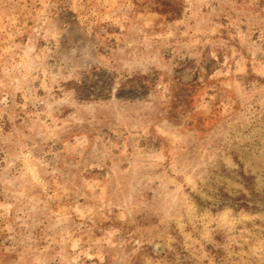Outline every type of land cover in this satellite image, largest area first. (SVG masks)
I'll use <instances>...</instances> for the list:
<instances>
[{"label":"rangeland","instance_id":"rangeland-1","mask_svg":"<svg viewBox=\"0 0 264 264\" xmlns=\"http://www.w3.org/2000/svg\"><path fill=\"white\" fill-rule=\"evenodd\" d=\"M0 264H264V0H0Z\"/></svg>","mask_w":264,"mask_h":264}]
</instances>
